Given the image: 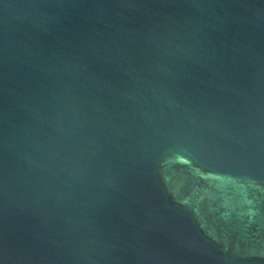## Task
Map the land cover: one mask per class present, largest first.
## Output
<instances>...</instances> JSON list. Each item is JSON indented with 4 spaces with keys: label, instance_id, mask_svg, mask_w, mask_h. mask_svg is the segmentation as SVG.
<instances>
[{
    "label": "water",
    "instance_id": "obj_1",
    "mask_svg": "<svg viewBox=\"0 0 264 264\" xmlns=\"http://www.w3.org/2000/svg\"><path fill=\"white\" fill-rule=\"evenodd\" d=\"M0 264H264V0H0Z\"/></svg>",
    "mask_w": 264,
    "mask_h": 264
}]
</instances>
